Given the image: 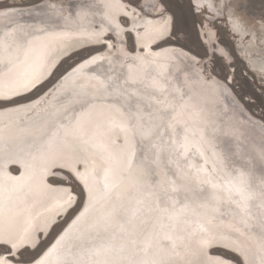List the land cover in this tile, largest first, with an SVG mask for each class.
<instances>
[{
  "label": "snow or ice",
  "instance_id": "obj_1",
  "mask_svg": "<svg viewBox=\"0 0 264 264\" xmlns=\"http://www.w3.org/2000/svg\"><path fill=\"white\" fill-rule=\"evenodd\" d=\"M248 4L249 0H197L194 6L227 13L234 31L248 28L258 38L264 37V15L256 28L254 22L245 19ZM91 7L82 5L76 16L86 17L84 9ZM59 19L51 22L57 24ZM63 19L73 17L70 14ZM71 34L51 31L45 32V37L55 41ZM167 34L165 27L156 38ZM89 39L99 42L95 33ZM6 40L0 41V63L6 60L19 70L10 68L0 74V101L36 88L55 66V60L48 61L43 52H37L30 62L27 55L24 61L18 57L14 60ZM28 45L29 51H35L31 41ZM72 46L59 45L61 51ZM137 59L146 69L148 58ZM94 63L95 57L72 71ZM140 82L144 87L139 91L123 90V103H108L104 105L106 111H97L99 104L90 98L87 84L73 81L71 95L77 102L64 107L66 123L58 120L59 128L51 135L45 123L39 130V142L29 145L35 151L22 158L0 159V264H181L183 254L193 246L196 250L191 255L196 260L191 264H201L204 249L211 242L204 233L209 237L211 233L189 216L220 206L231 208L240 226L245 231H258L264 241V170L256 178L252 170L238 165L228 141L234 133L218 131L179 86L172 90L170 81L150 77L147 71ZM49 94L25 109L39 108ZM68 95L65 91L60 98ZM121 138L124 147L117 149L116 141ZM16 139L12 127L0 128V145L7 147ZM125 149L132 150V158L124 155ZM90 150L101 156L99 169L85 158ZM137 156L139 168L135 165ZM259 159L264 164V150ZM10 163L24 168L20 176L4 171ZM161 165L166 169V183L156 182V169ZM65 171L83 185L87 199L55 243L37 258L26 247L36 249L35 233L48 232L62 218L66 222L80 203V194L63 183ZM42 201L48 206L36 213ZM34 213L43 217L39 229L32 224ZM244 256L245 264H264V244L253 256L247 251Z\"/></svg>",
  "mask_w": 264,
  "mask_h": 264
},
{
  "label": "bare ground",
  "instance_id": "obj_2",
  "mask_svg": "<svg viewBox=\"0 0 264 264\" xmlns=\"http://www.w3.org/2000/svg\"><path fill=\"white\" fill-rule=\"evenodd\" d=\"M0 1L4 3L2 1L5 0ZM193 1L195 5L197 0ZM146 2L147 0H141L139 5L135 6L126 0H38L31 4L0 6V41H4L7 37L6 43L11 45L14 60L18 57L20 61H24L27 55L30 62L37 52H43L48 61L55 60L53 71L62 58L70 57L84 48L101 46L94 53L67 68L52 85L33 98L19 102L12 101L0 106V128L8 125L15 130L17 135L15 142L7 147L0 145V159L22 158L28 151H35L34 148L30 149L29 145L39 142V130L45 123L48 125L46 129L48 135L58 130V120L59 123H66L64 107L77 102L76 98L71 95L73 81L87 84L86 90L90 98L99 104L97 111H106L105 104L123 103L126 98L122 97L124 89L135 92L143 88L144 84L140 82V78L147 71L150 77L165 78L170 81L169 87L172 90L179 86L181 91L186 94V98H191V103L196 105L208 122L215 125L218 131L234 133V135H229L228 141L232 152L236 154L235 158L238 165H243L246 170H252L255 177H259L261 170H264V164L259 159L261 150H264V135L258 127L264 129V123L252 118L222 81L218 78H205L198 69H195L192 56L184 49L175 45L155 47L170 35L172 18L170 13L164 10L160 1L151 0V5L148 7ZM84 4H91L93 7L84 9L87 13L86 17L76 16ZM53 5L55 8L52 7ZM209 10L213 12V9L209 8ZM5 12L8 15H3ZM70 14L73 17L72 20L63 19ZM122 15L125 16L124 18H128L127 23L122 22L120 18ZM58 17L61 19L57 24L51 22ZM245 19L250 23L253 22L249 17H245ZM228 22L229 28L237 37L238 54L251 69L264 75V50H256L258 41L264 43V37L258 38L248 28L236 32L229 18ZM258 25H260V21L255 23V26ZM165 27L168 34L157 39L161 29ZM51 31H69L72 34L63 37L61 40L51 41L45 37V32ZM127 31L131 32L134 38L133 51L128 50L125 46L126 42L124 43ZM93 33L99 36V42L90 41L89 38ZM211 35V32L204 35L203 39L206 44L210 43ZM28 41L32 42L35 51H29ZM255 42L256 44L253 45ZM61 43H71L73 46L61 51L59 47ZM2 55L3 53H0V56ZM94 57L96 63L89 64L79 72L73 73V69L79 68L85 61ZM101 57L103 59H100ZM138 57L148 58L149 63L146 69L141 65ZM10 68L13 72L19 70L13 65L6 64L5 60V63H0V74L7 73ZM203 70L205 69L203 68ZM70 73L72 74L71 78L66 80L65 77H69ZM134 77L137 78L136 83H133ZM97 88L104 90L96 92L95 89ZM65 91L69 95L61 99L60 97ZM45 93L50 94L39 108L25 109L24 106L32 105ZM23 94L25 93H20L12 99ZM49 104L52 107H47ZM60 132L62 135V129ZM116 147L117 149L124 147L122 138L116 141ZM124 155L132 158V150L125 149ZM85 158L88 159L90 165L94 163L97 169L103 164L101 156L93 150L85 153ZM134 159L136 167H141L139 157ZM10 166H16L17 170L12 171ZM4 171L8 175L18 177L24 168L19 163H10ZM165 171L163 165L156 169L157 183H166ZM100 175L102 177L103 173ZM65 186L69 185L65 184ZM86 199L85 193L81 206L43 250L37 254V258L55 243L63 229L71 223V219L83 209ZM47 206V202L42 201L37 205L35 212L40 213ZM33 215L35 216V213ZM189 218L198 220L211 233V237L208 233H204L206 238L211 239V242L204 249L201 264H214L216 260H222L224 264H236L234 259H230L227 255L211 253L212 247L235 251L245 259V251L249 253V256H253L256 250L264 244L258 235V231H245L238 223L239 217L227 206L201 209L197 216L192 217L190 215ZM42 219V216H35L32 221L33 226L39 229ZM45 233L43 230L35 233L37 243ZM26 247L32 246L27 245ZM195 250L196 248L193 246L189 253L183 254L181 264H191L192 261H195L196 257L191 255V251Z\"/></svg>",
  "mask_w": 264,
  "mask_h": 264
},
{
  "label": "rangeland",
  "instance_id": "obj_3",
  "mask_svg": "<svg viewBox=\"0 0 264 264\" xmlns=\"http://www.w3.org/2000/svg\"><path fill=\"white\" fill-rule=\"evenodd\" d=\"M36 1L38 0H5V1H2L4 3H1L0 1V6L24 5V4H31ZM126 1L135 6H138L139 3L141 2V0H126ZM165 1L166 3L164 4H165L166 9L169 11V13L170 12L175 13L176 19L179 21V23L176 26L175 28L176 31H175L174 29L175 20H174L173 15L170 13L171 18H172L171 19L172 20V31L166 39L158 43L155 47H159L163 45H175V46H178L184 49L189 55L192 56V63L195 69H198L201 72V69L204 68L205 70L201 73L202 75H204L205 78L206 77L208 79L218 78L220 81H222L228 87V89L232 92L236 100L238 99L239 103L241 105L243 104L242 106L245 108L247 113L252 118L259 120L261 122H264V75L262 73H258L257 71L251 68L250 70L247 68L248 65L243 61L242 57L238 54L239 50L237 48V42H236L237 37L233 34L231 29L229 31L230 33L225 29V27L223 26V20L215 17L217 16L215 10H213V12L212 10L208 11L207 12L208 18H205L206 12L202 9L200 11H195L196 13H193L194 11L192 7L193 5L191 6L188 0H172L175 3H171L170 0H165ZM251 6L252 4H251V1L249 0L248 12L251 17L249 19L253 20V22L256 23L260 21L261 16L264 15V7L262 8V6H257L252 9ZM166 9L164 8V10ZM124 17L125 16L122 15L120 18L123 23H127L128 18H124ZM259 27L260 25L256 26V28H259ZM179 31H184L185 34ZM197 31L200 32V36L202 37V39L204 35H207L208 32H211L212 35H211L210 43H207V48L210 53L206 54L205 48L203 47V45L197 38V35H196ZM258 42L259 43L256 46V50H261V49L264 50V45H263L264 43L260 41ZM124 43L126 44L125 46L128 50L130 51L134 50L133 49L134 48V44H133L134 38L131 32H128V31L126 32ZM204 43L206 42L204 41ZM255 44L256 42L253 43V45ZM93 47H97L96 50L101 48V46H93ZM81 50L77 51L70 57H65V59L62 58L60 60L61 63L59 61V64L50 73L51 75L56 70L53 76L54 77L53 79L55 78L56 79L50 85H52L67 68L71 67L77 61L87 56L86 55V56L77 58V56L75 55L78 54ZM95 51L89 54H92ZM213 53H216V54L213 55ZM80 54H83V52H80L78 55ZM50 75L47 78H49ZM12 101L13 99L6 103H1L0 101V106L8 104ZM19 101H25V100H14L13 102H19ZM10 169L12 171H16L17 167L10 166ZM63 183L73 187L75 191L80 194V201H81V192H80L79 186L66 173H64ZM66 222H63L62 220V222L58 226L53 228L49 236V239L50 237L53 238ZM53 234L54 236H52ZM49 242H47V244ZM47 244L45 245L44 243L41 244L38 247L40 251L37 253L35 252V253L39 254ZM225 251L226 250L217 248V247H212L210 249L211 253H217V254L222 253L221 255L223 254L224 256L227 255V257L229 256L230 259L231 258L232 260L234 259L233 261H235V263L238 264V262H236L237 261L236 258L233 255L228 254V252H225Z\"/></svg>",
  "mask_w": 264,
  "mask_h": 264
},
{
  "label": "water",
  "instance_id": "obj_4",
  "mask_svg": "<svg viewBox=\"0 0 264 264\" xmlns=\"http://www.w3.org/2000/svg\"><path fill=\"white\" fill-rule=\"evenodd\" d=\"M153 1V0H152ZM171 1V3H175L174 1H172V0H170ZM189 1V3L191 4V6L193 7V13H196L195 11H200L201 9H196V7L194 6V1L193 0H188ZM206 2H208V0H205ZM251 1V4H252V6H251V8L253 9V8H255V7H257V6H262V8L264 7V3H262L261 2V0H250ZM160 2L163 4V7L166 9V7H165V4L164 3H166V1L165 0H160ZM205 2V3H206ZM151 5V0H147V2H146V6L148 7V6H150ZM177 6V5H176ZM250 8V9H251ZM248 9H249V7H247V10H246V12H247V14H246V18H251L250 17V15H249V12H248ZM167 10V9H166ZM202 10H204L206 13H205V18H208V11H210L207 7H205V8H203ZM168 11V10H167ZM169 12V11H168ZM171 13V12H170ZM172 15H173V17H174V20H175V22H174V29L176 28V26L178 25V23H179V21L176 19V16H175V13L174 12H172L171 13ZM216 14H217V16H215V17H217V18H219V19H221V20H223V26L225 27V29L229 32L230 31V28H229V22H228V17L226 16V13L225 14H223V15H221V14H219L218 12H216ZM210 17H212V16H210ZM186 28V27H185ZM183 30V29H182ZM175 31H176V29H175ZM179 32H181V33H183V34H185V32L184 31H179ZM178 32V33H179ZM230 33V32H229ZM196 35H197V38L199 39V41L201 42V44L203 45V47L205 48V51H206V54H208L209 53V51H208V48H207V44L206 43H204V41H203V39H202V37L200 36V32L199 31H197V33H196ZM201 39V40H200ZM97 49V47H88V48H84L83 50H81L80 52H83V54H80V55H78V54H76L75 56H77V58H79V57H82V56H86V55H88L89 53H91V52H93V51H95ZM216 54V53H215ZM244 63V62H243ZM245 64V63H244ZM246 65V64H245ZM247 66V65H246ZM247 68L250 70V67H248L247 66ZM252 71V70H251ZM55 72H56V70H55ZM55 72L53 73V74H51L50 75V77L49 78H47L42 84H40V85H38L35 89H33L32 91H30V92H28V93H25V94H23V95H19V96H17L16 98H14L13 99V101L14 100H27L28 98H32L33 96H36L37 94H39L40 92H42L43 90H45V88H47V86H49L55 79H53L54 77V74H55ZM228 100V99H227ZM6 102H8V101H1V103H6ZM243 105V104H242ZM247 117V116H246ZM264 123V122H263ZM251 125H253V124H251ZM255 126H256V124H255ZM258 129L259 130H261L262 132H263V135H264V129H262L260 126L258 127ZM65 173L73 180V181H75L76 182V184L79 186V188H80V192H81V201H80V203H79V205H78V207L79 206H81V204H82V202H83V199H84V196H85V192H84V190H83V185L78 181V180H76L75 179V177L74 176H72L70 173H68V172H66L65 171ZM77 207V208H78ZM76 208V209H77ZM68 219V218H67ZM62 220H63V218H62ZM64 222V221H63ZM52 230H53V228H50V230H48L49 232H46L44 235H42L41 236V239H40V241L37 243V247H36V249L35 250H33V248L32 247H28L29 248V251H34V252H39L40 250H39V246L41 245V244H43L44 243V245L45 244H47V242H49L51 239H52V237H50V239H49V236H50V234H51V232H52ZM59 230V229H58ZM55 234V233H54ZM54 234L52 235V236H54ZM48 240V241H47ZM46 242V243H45ZM43 245V246H44ZM225 250V249H224ZM226 252H228V254H231V255H233L235 258H236V260H237V262H238V264H245V259H243V257L239 254V253H237V252H235V251H231V250H226Z\"/></svg>",
  "mask_w": 264,
  "mask_h": 264
}]
</instances>
